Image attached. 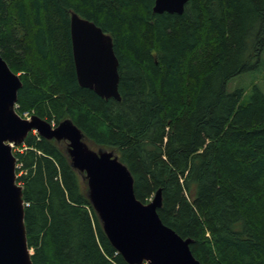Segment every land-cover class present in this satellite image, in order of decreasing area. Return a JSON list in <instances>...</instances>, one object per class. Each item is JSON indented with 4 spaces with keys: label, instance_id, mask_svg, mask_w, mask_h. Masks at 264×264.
<instances>
[{
    "label": "trees",
    "instance_id": "trees-1",
    "mask_svg": "<svg viewBox=\"0 0 264 264\" xmlns=\"http://www.w3.org/2000/svg\"><path fill=\"white\" fill-rule=\"evenodd\" d=\"M0 0V55L19 74L17 113L69 118L113 150L146 203L201 264H264V94L227 91L264 50V0ZM112 38L120 101L78 84L70 13ZM17 182L32 264H128L102 230L66 143L34 132L18 146Z\"/></svg>",
    "mask_w": 264,
    "mask_h": 264
},
{
    "label": "water",
    "instance_id": "water-1",
    "mask_svg": "<svg viewBox=\"0 0 264 264\" xmlns=\"http://www.w3.org/2000/svg\"><path fill=\"white\" fill-rule=\"evenodd\" d=\"M189 0H153L155 14H182ZM72 55L78 84L101 98L120 101L119 61L112 38L93 21L70 13ZM19 74L0 55V264H32L24 222L22 186L12 146L35 132L66 143L71 166L86 181L88 199L103 232L128 264H201L182 238L158 215L161 189L146 203L134 192V178L113 150L91 148L84 134L66 118L52 125L37 115L22 118L16 111Z\"/></svg>",
    "mask_w": 264,
    "mask_h": 264
},
{
    "label": "rangeland",
    "instance_id": "rangeland-1",
    "mask_svg": "<svg viewBox=\"0 0 264 264\" xmlns=\"http://www.w3.org/2000/svg\"><path fill=\"white\" fill-rule=\"evenodd\" d=\"M253 86H257L264 94V50L261 54L259 63L255 67L247 72L233 77L230 81H228L227 91L231 93L237 89H242L244 92L242 101H246L250 98ZM23 117H28V114H24ZM12 151L13 154H15L20 151V149L13 148Z\"/></svg>",
    "mask_w": 264,
    "mask_h": 264
},
{
    "label": "built area",
    "instance_id": "built-area-1",
    "mask_svg": "<svg viewBox=\"0 0 264 264\" xmlns=\"http://www.w3.org/2000/svg\"><path fill=\"white\" fill-rule=\"evenodd\" d=\"M25 114H27V113H25Z\"/></svg>",
    "mask_w": 264,
    "mask_h": 264
}]
</instances>
